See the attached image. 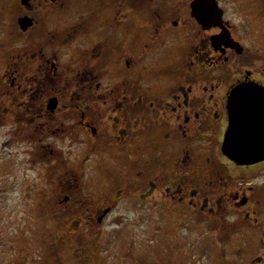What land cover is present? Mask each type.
Returning <instances> with one entry per match:
<instances>
[{"label":"flooded vegetation","instance_id":"af4514ba","mask_svg":"<svg viewBox=\"0 0 264 264\" xmlns=\"http://www.w3.org/2000/svg\"><path fill=\"white\" fill-rule=\"evenodd\" d=\"M0 129L56 216L154 207L264 264V159L224 153H264V0H0Z\"/></svg>","mask_w":264,"mask_h":264},{"label":"rangeland","instance_id":"374dc122","mask_svg":"<svg viewBox=\"0 0 264 264\" xmlns=\"http://www.w3.org/2000/svg\"><path fill=\"white\" fill-rule=\"evenodd\" d=\"M2 134L0 129V264H138L145 253L146 264L255 263L251 235V247L239 251V234L205 230L206 220L190 230L154 207L141 213L119 204L101 224L51 217L65 191L50 186L44 164L28 165L22 146L7 144ZM118 211L130 215L118 217Z\"/></svg>","mask_w":264,"mask_h":264},{"label":"water","instance_id":"95a60500","mask_svg":"<svg viewBox=\"0 0 264 264\" xmlns=\"http://www.w3.org/2000/svg\"><path fill=\"white\" fill-rule=\"evenodd\" d=\"M224 153L239 164H248L264 159V153H237L233 151L227 152L225 150Z\"/></svg>","mask_w":264,"mask_h":264},{"label":"trees","instance_id":"16d2710c","mask_svg":"<svg viewBox=\"0 0 264 264\" xmlns=\"http://www.w3.org/2000/svg\"><path fill=\"white\" fill-rule=\"evenodd\" d=\"M81 248V247H80ZM82 249V248H81ZM83 250V249H82ZM140 260V259H139ZM143 261V260H142ZM143 263H144V261H143Z\"/></svg>","mask_w":264,"mask_h":264}]
</instances>
